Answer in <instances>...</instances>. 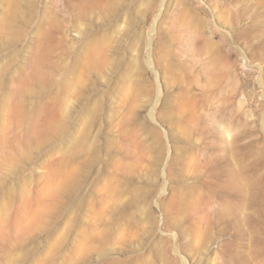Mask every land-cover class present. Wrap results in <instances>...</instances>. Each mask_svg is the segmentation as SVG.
Segmentation results:
<instances>
[{
	"label": "rangeland",
	"instance_id": "obj_1",
	"mask_svg": "<svg viewBox=\"0 0 264 264\" xmlns=\"http://www.w3.org/2000/svg\"><path fill=\"white\" fill-rule=\"evenodd\" d=\"M0 264H264V0H0Z\"/></svg>",
	"mask_w": 264,
	"mask_h": 264
},
{
	"label": "bare ground",
	"instance_id": "obj_2",
	"mask_svg": "<svg viewBox=\"0 0 264 264\" xmlns=\"http://www.w3.org/2000/svg\"><path fill=\"white\" fill-rule=\"evenodd\" d=\"M227 169L223 167H214L211 169V175L214 179L217 181H223V182H229L231 185V188H235L237 185L236 179L237 176L234 175L233 173L227 174ZM216 181V182H217ZM212 190L214 191V196L213 197H208L206 198V204L209 205H214L222 200H224V191L222 190V185L219 183H215L212 185ZM204 211V209H202Z\"/></svg>",
	"mask_w": 264,
	"mask_h": 264
}]
</instances>
